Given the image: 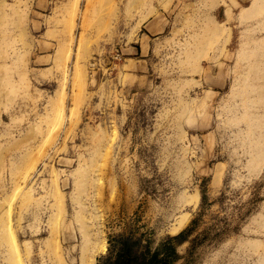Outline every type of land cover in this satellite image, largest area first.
<instances>
[{
    "label": "rangeland",
    "instance_id": "obj_1",
    "mask_svg": "<svg viewBox=\"0 0 264 264\" xmlns=\"http://www.w3.org/2000/svg\"><path fill=\"white\" fill-rule=\"evenodd\" d=\"M74 2L0 0V262L264 264V3Z\"/></svg>",
    "mask_w": 264,
    "mask_h": 264
},
{
    "label": "bare ground",
    "instance_id": "obj_2",
    "mask_svg": "<svg viewBox=\"0 0 264 264\" xmlns=\"http://www.w3.org/2000/svg\"><path fill=\"white\" fill-rule=\"evenodd\" d=\"M75 2H76V0H75ZM74 2V4L75 5H77V3H75ZM264 3V0H254V2H253V4H252V7H258L259 5H261V4H263ZM79 4V3H78ZM77 7V6H76ZM78 9V7L76 8V10ZM252 13H253V10L251 11ZM256 12H257V10H256ZM245 14H246V11H245ZM256 14H255V12H254V15H252V16H255ZM248 16V15H247ZM251 16V17H252ZM249 17V16H248ZM247 17V18H248ZM222 22H220L219 21V24H221ZM218 24V25H219ZM222 25H224V24H222ZM222 25H221V28H222ZM72 28H73V26H72ZM220 28V29H221ZM225 30V29H224ZM228 30V29H227ZM221 31H223L222 29L219 31V32H221ZM229 31H230V29H229ZM219 32H218V34H216L215 36L216 37H218V35H219ZM224 32V31H223ZM217 33V32H216ZM222 33V32H221ZM220 33V35H219V38H220V36L221 35H223V34H221ZM226 33V32H225ZM230 36V35H229ZM228 36V37H229ZM219 38H218V40H219ZM223 38V37H222ZM230 38V37H229ZM229 41V40H228ZM63 96H65V93L63 94ZM61 99H63V98H61ZM62 102V101H61ZM63 103V102H62ZM222 175H223V169L221 168V167H217L216 169H215V171H214V177H213V182L214 183H219L220 181H221V178H222ZM58 188V187H57ZM216 188V187H215ZM183 197V196H182ZM186 197H188V195L186 196ZM185 198V197H184ZM199 199H200V191L199 190H197L194 194H192L191 196H190V198H188L187 200H189V203L191 202H193L194 204H197L198 203V201H199ZM183 200H185V199H183ZM186 200V201H187ZM186 214V213H185ZM186 215H188V214H186ZM185 216V215H184ZM183 217V216H182ZM186 219H187V217H186ZM186 219L185 218H182V219H180V220H178V222L176 223V226H175V231H178L179 229H181L182 227H183V225H184V223H185V221H186ZM85 233H84V230H83V233H82V235H83V237L84 238H86L87 239V237H88V235H89V232L87 231V229L85 228ZM14 241L13 242H15L14 244H16V248H12V251H14V250H18L19 249V243H18V240H17V238L15 237V235H13V238H12ZM85 239V240H86ZM90 239V238H89ZM50 240H51V238H50ZM47 241H49L48 239H47ZM87 241V240H86ZM15 247V246H14ZM104 247V246H103ZM14 249V250H13ZM15 252H19V250L18 251H15ZM14 252V254H18V253H15ZM15 256H17L18 257V255H15ZM5 259H6V257H5ZM3 260L2 262H0V264H13L15 261H17V259L15 258L14 260L15 261H11V262H9V263H7L6 262V260ZM8 259V258H7ZM60 260L62 261V263L64 264V260L62 259V256L60 255ZM18 262V261H17ZM15 264V263H14Z\"/></svg>",
    "mask_w": 264,
    "mask_h": 264
},
{
    "label": "trees",
    "instance_id": "obj_3",
    "mask_svg": "<svg viewBox=\"0 0 264 264\" xmlns=\"http://www.w3.org/2000/svg\"><path fill=\"white\" fill-rule=\"evenodd\" d=\"M186 232L180 233L177 236L168 237L165 241L162 242L161 248L158 252L155 253L151 262H144L143 264H173L177 261L181 255L177 251V246L173 244L174 241L179 243H184L187 241ZM131 253L128 250V258H130Z\"/></svg>",
    "mask_w": 264,
    "mask_h": 264
},
{
    "label": "crops",
    "instance_id": "obj_4",
    "mask_svg": "<svg viewBox=\"0 0 264 264\" xmlns=\"http://www.w3.org/2000/svg\"><path fill=\"white\" fill-rule=\"evenodd\" d=\"M158 27H159V25H158L157 23L154 24V25L152 24V27H151V28H152L153 30H150L148 33L145 34V36H148V35L150 36L151 34H154L153 31L156 30ZM161 27H162V28L165 27L163 23H161ZM136 48H137V47H133L134 50H135ZM137 49H138V48H137ZM134 50H133V52H134ZM128 52H129V51H128Z\"/></svg>",
    "mask_w": 264,
    "mask_h": 264
}]
</instances>
